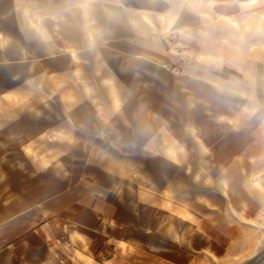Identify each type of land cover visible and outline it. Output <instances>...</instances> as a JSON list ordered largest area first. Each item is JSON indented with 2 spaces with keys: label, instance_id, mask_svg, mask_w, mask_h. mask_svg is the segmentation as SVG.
<instances>
[{
  "label": "crops",
  "instance_id": "1",
  "mask_svg": "<svg viewBox=\"0 0 264 264\" xmlns=\"http://www.w3.org/2000/svg\"><path fill=\"white\" fill-rule=\"evenodd\" d=\"M263 227L264 0H0V264H245Z\"/></svg>",
  "mask_w": 264,
  "mask_h": 264
},
{
  "label": "water",
  "instance_id": "2",
  "mask_svg": "<svg viewBox=\"0 0 264 264\" xmlns=\"http://www.w3.org/2000/svg\"><path fill=\"white\" fill-rule=\"evenodd\" d=\"M264 231V227L261 228ZM264 260V241L256 255L250 258L245 264H259L261 261Z\"/></svg>",
  "mask_w": 264,
  "mask_h": 264
},
{
  "label": "built area",
  "instance_id": "3",
  "mask_svg": "<svg viewBox=\"0 0 264 264\" xmlns=\"http://www.w3.org/2000/svg\"><path fill=\"white\" fill-rule=\"evenodd\" d=\"M58 241H59V239H58ZM62 244L66 247V246H68V243L67 242H62Z\"/></svg>",
  "mask_w": 264,
  "mask_h": 264
},
{
  "label": "rangeland",
  "instance_id": "4",
  "mask_svg": "<svg viewBox=\"0 0 264 264\" xmlns=\"http://www.w3.org/2000/svg\"><path fill=\"white\" fill-rule=\"evenodd\" d=\"M36 121L38 122V125L40 124V120L37 118Z\"/></svg>",
  "mask_w": 264,
  "mask_h": 264
}]
</instances>
